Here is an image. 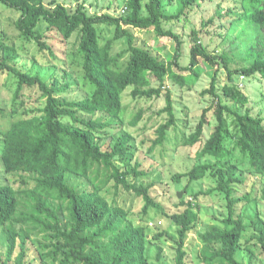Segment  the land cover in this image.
I'll return each mask as SVG.
<instances>
[{"label":"trees","instance_id":"16d2710c","mask_svg":"<svg viewBox=\"0 0 264 264\" xmlns=\"http://www.w3.org/2000/svg\"><path fill=\"white\" fill-rule=\"evenodd\" d=\"M86 0H76L73 10L56 0H0L5 7L18 13L13 25L19 36L34 41L40 51L50 45L46 30H57L65 41L73 37L71 54L78 63L82 85L87 90L79 97L70 98L68 92L76 79L65 72L66 80L57 76L48 83L49 75L41 68L24 69L18 66L13 43L0 35V73L13 79L12 117L6 127H0V168L6 174L21 175L24 187L15 188L0 180V231L4 228L7 240L6 259L14 252L17 240L20 250L16 264H25V245L32 234H41L44 241L32 239L41 264H147L146 223H134L127 210L116 200L109 201L103 189L109 184L118 192L120 188L133 192L143 200L142 213L157 208L176 227L177 243L173 264H185L187 254L184 242L198 222L197 203L180 200L183 210L166 213L162 205L150 195L152 182L145 183L148 172L133 160L130 149L132 135L109 119L123 121L122 94L132 87L133 97L160 96L166 77L181 84L195 82L200 75L199 63L211 70L209 87L202 95L212 97L211 104L202 110L194 130L182 139L183 145H193L210 125L211 111L215 118L212 131L196 152V157H213V162L194 164L189 170L175 173L173 179L187 178V186L209 176L216 180L212 190L225 196L227 216L222 224H211L198 234L202 242L201 257L207 264H245L237 258L241 240L249 225L257 231V240L264 254V226L261 218L246 222L236 205L257 200L247 192L235 196V184L246 183L239 166L248 164V171L264 173V115L253 114L248 106L249 97L237 80L259 76L264 79V0H235L239 9H227L220 17L233 15V22L250 25L255 35L246 51L248 65L230 68L231 59L225 54H211L192 29L190 61L185 67L178 63L180 35L166 23L186 19L190 10L207 0H176L175 13L165 12L164 0H126L119 15L90 13ZM209 19L208 22H212ZM113 27L106 38L101 26ZM133 28L144 30L152 37H166L173 42V53L161 58L150 47L136 43ZM123 40L125 47L113 51L114 42ZM170 57V58H169ZM124 58V59H123ZM123 59V60H122ZM172 66L189 71L187 77L175 74ZM219 67L226 70L227 80L218 90ZM48 76V77H47ZM152 78L159 82L152 87ZM35 90L43 98L37 107L17 114V102L23 104L24 90ZM71 91V90H70ZM165 106L160 110L167 119L157 126V136L149 151L167 139L175 125L174 103L169 91ZM237 105V106H236ZM0 112L3 109L0 107ZM141 118L138 110L129 123L136 125ZM110 137L108 144L104 139ZM80 182H77L79 181ZM31 183V186L28 184ZM211 190V191H212ZM198 194L195 195L197 197ZM260 198L264 199V188ZM166 231L157 233L160 238ZM172 238V237H171ZM159 248V252L161 247ZM250 264V258L249 262ZM264 264V261L261 263Z\"/></svg>","mask_w":264,"mask_h":264},{"label":"rangeland","instance_id":"374dc122","mask_svg":"<svg viewBox=\"0 0 264 264\" xmlns=\"http://www.w3.org/2000/svg\"><path fill=\"white\" fill-rule=\"evenodd\" d=\"M63 3L69 10H73L76 5V0H56ZM49 0H46L48 3ZM126 0H86L85 7L90 13H105L119 15L121 9L125 6ZM165 12L175 13L176 0H164ZM239 9L235 0H207L196 5L190 10L188 17L180 16L179 22L166 23L167 27H172L175 32L180 35L181 46L179 49L178 63L185 67L190 61V48L192 40L190 32L195 29L199 32V39L206 51L211 54L225 53L230 59V68H238L248 65L250 61L246 58L247 48L252 41L255 31L250 25H245L244 22H233V15L220 17L218 10L222 13L227 9ZM18 17V13L10 8L5 7L0 3V35L5 34L6 40L13 43L16 49L17 56L15 61L18 66L24 69L41 68V72L49 75L48 83H51L55 76L61 81L66 80L65 72H68L76 79L78 83L75 87L69 90L68 97L74 98L84 94L87 86L82 85V77L79 73L78 63L73 59L71 50L73 48V37L65 41L57 30H46L45 37L53 51V55L48 50L40 51L34 41H27L15 29L13 22ZM213 19L210 23L209 19ZM103 35L108 38L113 34V27L102 25ZM137 44H145L161 58H167L173 53V42L166 37H152L153 35L147 31L134 29ZM125 47L123 40L114 42L113 51L118 52ZM170 58V57H169ZM124 59V58H123ZM122 59V60H123ZM201 69L200 75L196 81H187L181 84L172 77H166L161 85L160 96L133 97L131 95L132 87H128L122 94V102L124 106V118L122 122L118 118L109 119L116 122V125L111 126V133L119 135L122 131L116 132L119 124L122 125V130L128 131L132 135L130 149L133 151V160H138L141 163V169L148 172V177L145 183L152 182L150 195L162 205L163 210L168 213L181 211L184 205H179L182 198L185 201L197 203L198 222L196 228L193 229L186 237L184 248L187 252L185 256V264H207L202 260L201 248L202 242L199 240L198 234L206 231L211 224H222V219L227 216V207L225 196L222 192L214 189L216 180L209 176L203 177L198 181H194L189 186L187 178L182 177L180 181L173 179L175 173H182L189 170L194 164L213 162L211 156H205L202 159L196 157V152L203 145V142L212 131L215 124V118L211 111L208 112L207 118L210 125L204 127L201 139L193 145H183L182 139L185 135L191 133L200 116L202 110L208 107L212 102V97L209 94L202 95V91L209 87L210 72L209 68L204 67L202 62L199 63ZM175 74L183 77L190 76L189 71L179 70L172 66ZM226 70L219 67L217 85L218 90L226 82ZM242 91L249 97V104L253 114L264 115V79L258 75L251 79H243L239 77L237 80ZM159 82L152 78L151 86L157 87ZM13 79L6 72L0 73V107L3 112H0V127L4 128L8 125L12 117V97H13ZM169 91L173 103L176 116L175 125L168 131L167 139L162 144H156L153 150L149 148L156 138L157 126L167 119V115L160 110L165 106V94ZM23 104L17 102L14 108L20 116L25 110L31 107H37L43 101V98L38 97V92L33 90L29 92L24 90ZM237 106V105H236ZM141 112V118L136 125L129 123L132 115L136 111ZM110 137L104 139V143L108 144ZM244 167L239 166V173L242 178H246V183L235 184V196H241L251 192L257 195V200L250 203L236 205L237 213L244 215L246 222H250V218L263 220L264 226V199L260 198L261 190L264 188V173H253L248 171V164ZM21 175H24L21 174ZM19 174H6L0 168V180L10 183L13 187L21 188L25 184L22 182ZM77 182H80L77 181ZM32 184L29 183L28 186ZM212 190V191H211ZM180 193V196L178 194ZM103 194L109 201L116 200L124 207L129 217L134 223H146L147 233V264H173L177 243L174 238L176 236V227L170 219L163 215L162 211L157 208H149L147 214L142 213L143 200L136 196L133 192H127L120 188L115 193L112 184H109L103 189ZM198 194L197 197L195 195ZM166 231L160 238H155L159 232ZM31 239H28L25 245V264H41L39 253L36 245L31 241L38 239L44 241L41 234H32ZM172 237V238H171ZM242 246L237 258L248 264H261L264 261V254L257 240V231L252 225H249L241 240ZM161 247L160 253L158 250ZM7 240L4 228L0 231V264H16L15 257L18 254L19 240L9 260L6 259Z\"/></svg>","mask_w":264,"mask_h":264},{"label":"water","instance_id":"95a60500","mask_svg":"<svg viewBox=\"0 0 264 264\" xmlns=\"http://www.w3.org/2000/svg\"><path fill=\"white\" fill-rule=\"evenodd\" d=\"M178 196H180V193L178 194Z\"/></svg>","mask_w":264,"mask_h":264},{"label":"built area","instance_id":"2783aa9c","mask_svg":"<svg viewBox=\"0 0 264 264\" xmlns=\"http://www.w3.org/2000/svg\"><path fill=\"white\" fill-rule=\"evenodd\" d=\"M122 11H124V9H122Z\"/></svg>","mask_w":264,"mask_h":264}]
</instances>
